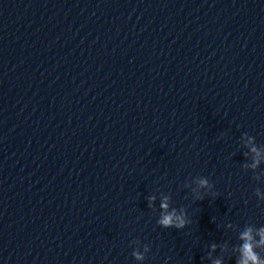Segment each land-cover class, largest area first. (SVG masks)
I'll use <instances>...</instances> for the list:
<instances>
[{
  "label": "clouds",
  "instance_id": "9594fccd",
  "mask_svg": "<svg viewBox=\"0 0 264 264\" xmlns=\"http://www.w3.org/2000/svg\"><path fill=\"white\" fill-rule=\"evenodd\" d=\"M253 152L257 153V156H259V153L257 152L256 148L252 149ZM259 164V160L255 161L252 165L253 168H255ZM199 185L201 188H213L214 185L209 183V180L207 178H201L199 179ZM259 190H257L258 193ZM197 199H202L199 195H197ZM161 207L163 209L168 208L167 204V198L164 202H162ZM186 213H182L180 215L176 214L175 209H173L172 212L167 213L165 215H162L158 223L164 227V228H176V229H183L188 224L191 223L189 218H186ZM252 229L249 228L245 230L241 234V239L244 241L243 245L241 246V259L238 260L237 264H264V260H261L257 253L253 250L254 245L252 243L253 237H252ZM258 235L260 236V241L256 246H259V244H264V228H261L258 232ZM213 249H215V245L212 246ZM147 251V248L145 249ZM136 258L138 260H142L144 257L141 253L136 252L134 253ZM214 264H221L219 260L214 261Z\"/></svg>",
  "mask_w": 264,
  "mask_h": 264
}]
</instances>
